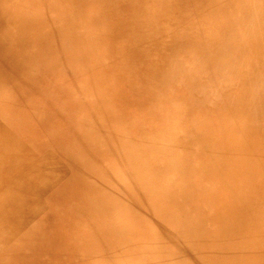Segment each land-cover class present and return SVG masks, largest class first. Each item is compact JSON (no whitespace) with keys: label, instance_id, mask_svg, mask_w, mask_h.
Wrapping results in <instances>:
<instances>
[{"label":"bare ground","instance_id":"bare-ground-1","mask_svg":"<svg viewBox=\"0 0 264 264\" xmlns=\"http://www.w3.org/2000/svg\"><path fill=\"white\" fill-rule=\"evenodd\" d=\"M5 1L10 5L11 0ZM159 1L165 5L163 0ZM181 1L169 0V4L177 6ZM17 2L15 5L11 3L9 8L0 0V49L3 46L5 55L0 58V128L4 129L3 133L0 132V153L4 155V151L15 159L12 169L17 174L34 171L39 187L31 189L22 184L21 189H25L23 193L28 198H21V203L18 202L26 205L22 208L27 212L26 219L20 223H25L28 228L42 222L47 225L48 234L40 237L43 230L35 233L37 227L4 243L6 231L0 230V264H7L5 261L11 259H17L20 264H101V261L106 264H264V60L260 57L246 61L244 54L239 52L236 58L245 63L239 65L229 78L221 65L237 66L235 60L227 63L214 60L217 79L222 83L218 89L206 87L201 92L194 76L183 83L177 80L176 74L188 68L184 67L183 61L180 62L183 69L176 68L175 59H172L179 58L176 56L179 47L185 48L190 54L186 59L189 60L188 67L191 61L192 70H198L197 66L204 64L205 56L199 51L201 44L192 29H200L208 48L215 50L221 45L228 18L246 13L248 8L245 5H249V0L187 2L196 13H200L199 19L203 23L198 28L191 24L183 32H176L170 40L176 45L170 41L167 44L171 58L165 60L163 54V64L154 70L157 92L164 94L167 89L174 90L165 101L172 102L170 105L175 108L182 105V118L187 116V128L179 137L170 121L163 126H150L149 117L143 114L137 126L130 118L133 110L129 105L123 109L119 100L118 103L111 102L109 97L113 93L115 97L122 93L120 84L112 83V77L119 79L121 76L127 80L132 73L129 65H110L103 59L95 63L87 54L84 64L90 71L82 77L83 71L78 70L80 74L74 72L71 62L61 52L63 47L60 44L51 42L52 49L47 45V52L58 54L47 59L50 64L61 63L64 67L61 80L54 87L59 91L57 97H45L40 104L44 114L38 117L39 121L54 131L52 135L45 133L48 137L40 144L36 143L37 157L34 160L39 162L44 156L40 152L52 149V160L54 155L59 160H67L58 162V167L28 162L32 155L28 152H21L27 157L22 164L17 161L19 155L16 158L21 142L32 146L28 138L20 136L23 128L20 126L25 123L23 117L26 118L24 113L31 106L26 105L28 101L25 109L21 107V96L28 88L27 80H20L21 56L13 55L7 45L12 42L21 46V33L28 25L31 34L35 36L37 33L36 28L30 29L36 19L23 17L22 6ZM207 20L210 22L206 23ZM34 36H30L27 44L31 59L34 56L31 52L38 45ZM48 38L49 41L51 38ZM78 38L83 42L81 37ZM177 39H182L181 45ZM94 64L99 68L92 69ZM29 66H25L24 71H33L34 66L32 69ZM110 68L114 71L111 75L107 73ZM5 76L9 83H2ZM127 81L133 92L136 86L131 80ZM98 82L101 90L93 92L92 88ZM225 84L237 85L226 91ZM142 87L139 93L144 91L147 94L146 86ZM194 87L199 93L191 91ZM182 88L183 96L178 91ZM125 119H128L126 123ZM224 120L229 122L222 200L214 210L197 202L190 203L191 211L180 209L179 203L167 195L162 177L189 173L194 181L202 176L208 189L213 187L216 180L213 177L219 172V133ZM54 143L59 144L58 150H53ZM33 149L32 146L31 152ZM0 164V170L4 169L3 162ZM7 191L11 190L5 188ZM13 193L15 196L18 192ZM34 198L35 202L32 201ZM40 199H46L47 211L45 205L43 212L38 208ZM37 211L41 215L34 216ZM12 226H15L14 222L4 228L7 230ZM167 245L171 248L167 249Z\"/></svg>","mask_w":264,"mask_h":264},{"label":"rangeland","instance_id":"rangeland-1","mask_svg":"<svg viewBox=\"0 0 264 264\" xmlns=\"http://www.w3.org/2000/svg\"><path fill=\"white\" fill-rule=\"evenodd\" d=\"M163 1L165 5L159 0L9 1L10 5L11 3L15 5V3L17 2V4H20L22 6V10L20 12L23 17H32L36 19L35 25L33 24L34 26L32 25L30 29L32 28L33 31V28H36L37 32L35 36L33 33L31 34L28 25V28L26 30L24 29L23 33H21V39H23L21 40V46L14 45L12 42H9L7 45L13 55L21 56V65L23 66L21 69L20 80L23 79L24 81L22 80V82H25L26 80L27 82L29 81V83L26 82V84L28 85L27 90L21 96L23 98L21 100V107L25 109L26 105L31 106V108H29V110L24 113L26 115V118H30L26 119L25 117H23L25 123L23 126H20L23 127L20 131L22 134L20 136H22V138H28L31 141L30 144L34 147V149L33 152H31L32 146L28 147L26 144H22V142L19 144L16 158L17 155H19L17 161L19 160L20 164H22L24 159L27 158L24 157L22 153L25 154L27 152L28 154L32 153V155L29 156L31 160H28V162H34V164L36 165L44 164L43 166L47 165L46 167H58V162H67V160L64 159L59 160V158H57V156L55 155V158L52 160V149L47 152L46 150L41 151L40 153H43L44 156L40 158L39 162H36L37 159L34 160V158L37 157L35 150L36 143L38 142L37 144H40V141H42L44 138H47L49 134L52 135L54 131L51 126L48 127L46 123H44L43 121L40 122L38 119L39 116H42L44 114V111L41 108L42 100L45 97L50 98L52 95L57 97L59 91L54 87L60 82V75L64 67V65L61 63L50 64V62L48 61L49 59H52L54 56L58 55L56 52H47L49 50L47 45L52 49V46L50 44L51 42H54L57 45L60 44L63 47V50L61 52L67 58V61L71 62V66L75 69V73L80 74L81 72L78 70L83 71L82 77L89 74L88 71H90L87 70L84 64V56H87V54L93 57L95 63L97 60L103 59L104 61L109 62L110 65H129L130 68H132V73L127 80H131V82H133V85H135L136 87H133L132 92L128 87L129 82L127 80H124L121 76L119 79L116 76L112 77V83L116 85L118 82L121 86L122 93L121 95L117 93L119 96L116 95V97L114 96V93L113 95L110 94L111 96L109 97V99L111 100V102H113L114 100L118 103L119 100L122 103L123 109H126V106L129 105L133 110L130 111L128 109L131 113L130 118L133 120L134 125H140L139 123L141 122L142 115L146 114V116L149 117L150 126H163L165 123L170 121L169 123L173 125L174 130L177 134L176 136H182L183 129L187 128L186 123L188 120L187 116L182 118L184 108L182 105L175 108V106L170 105L172 102L165 101L166 98L168 100L169 96L174 92V90L167 89L164 94H159L157 92V89L155 88L154 70L158 68V65L161 66L163 64V54L165 56V60H169L171 58L172 53L170 47H167V44L172 39V36H174V34L178 31L183 32L184 30L188 29L189 25L191 26V24L195 25V27L198 28L203 23V21L199 19L200 13H196V11L193 9L194 7H190L187 5V2L191 4L192 0H182L181 2H178L179 5L177 6L174 4H169V0ZM1 3L2 5H6L7 7L11 8V6L5 0H1ZM262 4L263 6H261ZM241 5L242 4L240 2L239 6ZM245 7L248 8L246 13L242 12L240 14H234V16L228 18V26L224 31L225 34L223 35L221 45L218 46L215 50H210L208 48L209 44L205 42L203 33L200 29H192V33L197 35L196 40H199L201 44V46L199 47V51L203 54V56H205L204 64H200L199 66H197L198 70H192V62H189L188 67L187 62L189 60H186L187 58H189L190 54L185 48L179 47L180 49L176 54V56H178L179 58L172 59H175L174 63L176 65V68L183 69L180 64V62L182 61L184 67L188 68L187 71L183 70L182 72L176 74L177 80L179 82L183 83L182 81L189 80L190 77L194 76L199 83L198 89L201 92H203L206 87H209L211 89H218L222 82L217 79V67L213 66L214 60L222 63H227L230 60H235V65L237 66H229L226 64L221 65L226 72L227 78L233 75L232 72L236 70L239 65L245 63L242 59L236 58V55L239 52L244 54L246 61H249L251 59L255 61L260 57L264 60V0H249V5H245ZM205 22L209 23L210 21L207 20ZM30 36H34L35 42L38 43L35 49L36 52H31L32 56L34 54L32 59L28 56L27 52V44H29L30 42ZM47 37H49L48 39L51 38L53 41L51 39V41L46 40ZM78 37H81L83 39V42H79ZM177 40L181 45L182 39ZM24 51L27 53H25ZM49 54L50 57H47ZM0 56L1 59L5 56L3 52V46L0 49ZM41 57L43 59H41ZM31 60H33L32 66L30 64L32 62ZM26 62H28L29 64H26ZM44 62L47 64H45ZM28 65L31 66H29L30 69H32L34 66L33 71L35 72V74L33 71H24L26 70L25 66L28 67ZM94 67L97 69L99 68V66H95V64L92 69H94ZM189 69H191V71ZM113 72L114 71L112 68L107 71V73H109L110 75ZM200 73H202V76L199 75ZM207 74H209V76H207ZM226 76L223 79H225ZM244 78L247 79L246 76H244ZM4 82L9 83V78L6 77L2 83ZM100 85L101 84L98 82L95 87L93 86V92H100ZM236 85H227L224 89H226V91L233 90ZM142 86H146L148 91L147 94L144 91L142 93H139V88H141ZM198 89L194 87L191 91H193L194 94H197L199 93ZM178 91L179 94L183 96L184 89ZM24 98L27 100L26 102L24 101ZM55 105L58 106L59 103L55 102ZM165 107H168V109L166 110ZM163 109L165 110V112L163 111ZM7 110H9V107ZM191 110L193 109L191 108ZM166 112L169 113L167 114ZM33 113L35 114V116ZM20 116L21 115H19V117ZM127 121L128 119H125L124 123H126ZM228 122L229 120L223 121V126L219 133L221 150L219 154V160L217 162V170L219 169L220 173L215 172L213 178L214 180H216L213 187H210V189H208L206 185L207 181L202 176L199 177L197 181H194L190 177L189 173L178 176L167 174L162 177L167 195L171 196L179 203L177 204V206H181L180 209L184 208L188 209L187 211H191L190 203L197 202L202 203L207 209L214 210L217 204L222 200L221 194L223 188V172L227 162V153H225V151ZM0 129V132L3 133L4 129ZM45 133L48 135H46ZM52 148L53 150H58L59 144L54 143ZM3 153L4 155L0 153V160H2L0 161V163L3 162L4 164V169L1 168L0 170V193H2L0 195V230L6 231L3 234H6L5 239L3 240L4 243H9L13 241L14 237L29 233L26 232V230H31L34 228L37 229V227L39 228L35 233L43 230L40 237L46 236V234H48L46 232L48 228L45 227L47 226L45 223V225H43L42 222L38 221L40 222V225L28 228L26 227L25 223H20L26 219L25 217L27 216V212L25 210L26 205L23 203V205H20L18 202H20L19 200H21V198H28V195H24L23 193L25 192V189H21L22 184L26 185L27 188L31 187V189L36 187L37 185L39 187V184L34 175V171L30 173H25L22 171V173H20L21 175L19 173L18 175L17 172L12 169V165L15 162V159H13L11 156L8 157L4 151ZM73 161H75V159ZM160 164L163 165L162 162ZM25 175L27 176V178ZM46 176L49 177L48 174H45V177ZM131 177H133V175H131ZM213 178L211 181H213ZM5 188L7 190H11L12 192L7 191L6 193ZM208 190L209 194L206 195V192ZM13 191L18 193H16V195L14 196L15 193H13ZM9 192H11L12 194H9ZM21 192L23 193V195ZM32 201L35 202V198L32 199ZM46 202V199H40L37 201V204L39 203L38 208L41 209L40 211H42V208L44 209V207L48 205ZM177 202H175L174 206H176ZM44 210L47 211V206ZM13 211L15 212L13 213ZM39 215L41 214H39V211H37L34 216ZM13 222L15 226L9 227L7 230L4 228L9 226ZM17 222H19L20 224H18ZM51 231L53 232V229ZM170 248L171 247L167 245V249ZM42 262L43 261H41V263ZM5 263L20 264L17 259L6 260ZM24 263L26 262H23V264ZM100 263L106 264V261H101Z\"/></svg>","mask_w":264,"mask_h":264}]
</instances>
